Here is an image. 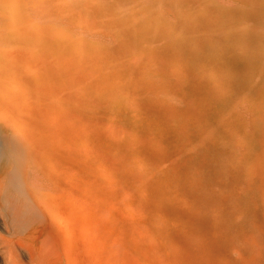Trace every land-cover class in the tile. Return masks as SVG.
<instances>
[{"label":"rangeland","instance_id":"rangeland-1","mask_svg":"<svg viewBox=\"0 0 264 264\" xmlns=\"http://www.w3.org/2000/svg\"><path fill=\"white\" fill-rule=\"evenodd\" d=\"M0 118L38 264H264V0H0Z\"/></svg>","mask_w":264,"mask_h":264},{"label":"bare ground","instance_id":"bare-ground-1","mask_svg":"<svg viewBox=\"0 0 264 264\" xmlns=\"http://www.w3.org/2000/svg\"><path fill=\"white\" fill-rule=\"evenodd\" d=\"M7 119V118H6ZM5 121V120H4ZM5 123V122H4ZM4 123H2V121H1V118H0V134H1V132H3V131H6V130H8V133L10 132V126L8 125L7 126V123L6 124H4ZM18 131V130H17ZM22 131V130H21ZM21 131H19V133L21 132ZM24 132H26L25 130H23ZM23 131H22V133H23ZM29 130H27V134L29 133L28 132ZM31 133H32V131H30ZM50 132V131H49ZM48 132V133H49ZM5 133H7V132H5ZM21 133V134H22ZM13 134V135H12ZM17 134H18V132H17ZM20 134V135H21ZM24 134L26 135V133H23V136L21 137L19 134V138H21V139H19L18 137V139H19V143H18V145H19V147H17V149L19 150L20 148H22V149H20V150H23L24 149V144H26V146H31L32 145V142L31 143H29V138H30V136H29V138H28V140L26 139V136H24ZM3 135H5V134H3ZM11 135L12 136H14L15 135V132L13 131V129H12V133H11ZM29 135H31L30 133H29ZM48 135H50V134H48ZM52 135V134H51ZM16 136V135H15ZM28 136V135H27ZM50 137V136H49ZM48 136H47V138H49ZM32 138V137H31ZM33 140H34V135H33ZM35 140H37V138L35 139ZM39 140V139H38ZM41 140H39V142H40ZM38 141H37V143H39ZM16 143V142H15ZM35 145L37 144L36 142H33ZM41 144V143H40ZM17 145V146H18ZM39 147H41L42 146V144H41V146L40 145H38ZM27 148H29V147H27ZM32 181H34L35 182V179H32ZM32 181H31V184H34V183H32ZM36 181H37V179H36ZM30 182V181H29ZM41 182V181H40ZM45 184V183H44ZM35 185H36V183H35ZM41 185H43V184H41L40 183V186ZM29 187H31L30 185H28ZM34 186V185H33ZM32 186V187H33ZM38 187L39 186H37V189H38ZM44 187V186H43ZM40 189H41V187H40ZM31 190H32V188H31ZM35 190H36V188H35ZM37 191V190H36ZM39 191H41V190H38L37 191V193L39 192ZM33 192V191H32ZM33 193H36V192H33ZM36 193V194H37ZM41 193V192H40ZM35 194V195H36ZM39 197V196H38ZM37 198V197H36ZM23 207V206H22ZM22 207H19V209H17V210H20L19 212L16 210V212H18V216H17V213H15L14 211H12V212H14V216H15V218L13 217V220L12 221H10V222H5V227H7L8 229H7V231L9 232V234H10V236L11 237H9V238H7V237H5V236H3L1 233H0V264H22L21 263V261H20V255L23 253V254H28L29 255V257H30V259H31V261H30V264H38V259L39 258H37L39 255L38 254H34V253H31V251L29 252L24 246H22L21 245V242L23 241V240H25L26 241V237H23V239L22 238H20L22 235H21V232H22V229H25V227L26 226H28V225H35L36 224V221H35V219H34V217L36 218V214H35V212H33V214L32 213H30V211H28V209L26 210V211H24L25 209L23 208V210L22 209H20V208H22ZM14 210H15V208H13ZM45 211H47V210H45ZM42 212V214L41 215H43L44 214V211H41ZM50 213V212H49ZM51 213H53V212H51ZM40 214V213H39ZM46 215V214H45ZM52 216V215H51ZM52 219V218H51ZM49 222H50V224L52 225V228H53V230L55 231V233L57 234V235H59L62 239H63V241L67 244V245H71V240L72 239H70L69 238V234H70V230H69V227H68V223L64 220V219H62L61 217H55L54 218V220L52 221V223H51V221L49 220ZM28 228V227H27ZM29 228H30V226H29ZM11 230V231H10ZM64 232H65V234H64ZM15 233V234H14ZM29 233V232H28ZM19 235H21L20 237H19ZM25 235H26V233H25ZM18 236V240L19 241H17V239H15L16 237ZM27 236H28V234H27ZM14 237V238H13ZM26 238V239H25ZM28 240V239H27ZM63 242V243H64ZM20 243V244H19ZM28 243V242H27ZM25 244V243H24ZM29 244V243H28ZM26 245V244H25ZM28 246V245H27ZM28 248V247H27ZM53 245L50 243L49 245L47 244V247H46V251L47 252H49V254H48V256L49 255H51L52 253H53ZM70 247H68V249H69ZM70 250H71V248L69 249V252H70ZM67 251V250H66ZM19 253V254H18ZM21 253V254H20ZM36 255H38V256H36ZM44 258H45V256H44Z\"/></svg>","mask_w":264,"mask_h":264}]
</instances>
